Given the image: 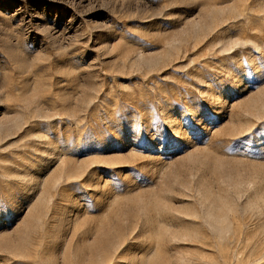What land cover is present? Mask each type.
<instances>
[{"label":"rangeland","instance_id":"obj_1","mask_svg":"<svg viewBox=\"0 0 264 264\" xmlns=\"http://www.w3.org/2000/svg\"><path fill=\"white\" fill-rule=\"evenodd\" d=\"M0 264H264V0H0Z\"/></svg>","mask_w":264,"mask_h":264}]
</instances>
